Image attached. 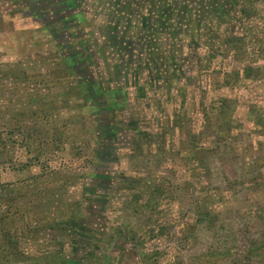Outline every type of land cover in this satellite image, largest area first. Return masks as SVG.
Listing matches in <instances>:
<instances>
[{
    "label": "rangeland",
    "instance_id": "rangeland-1",
    "mask_svg": "<svg viewBox=\"0 0 264 264\" xmlns=\"http://www.w3.org/2000/svg\"><path fill=\"white\" fill-rule=\"evenodd\" d=\"M123 1L74 0L72 6L66 0H0L4 142L9 105L27 109L38 93L65 90L57 97L62 105L64 100L93 105L100 97L98 106L105 103L86 113V126L72 143L82 150L51 157L55 172L46 187L59 190L44 193L46 183L37 178L30 210L20 199L21 181L29 174L7 167L23 154L4 148L0 181L15 184L2 186V205L11 211L5 220L19 233L24 254L18 264H264V245L255 255L245 251L264 239V0H162L165 28L176 35L190 28L197 14L202 21L197 40L171 63L176 76L166 79L167 65H159L158 89L141 81L149 60L134 45L141 37L156 48L157 36L147 25L154 16L150 4H127L138 14L131 26L122 18L119 24L126 23L133 41L123 50L110 43L115 5ZM55 16L68 21L70 34L57 35V29L51 34L52 26L45 27ZM66 50L71 59L62 57ZM76 76L92 82L89 89L94 82L113 84L128 95L129 104L107 110V91L85 99L84 92L66 84ZM56 81L66 86L56 87ZM126 81L134 85L124 84V94L119 85ZM112 117L118 126L114 135L91 138L94 123L114 124ZM211 191L219 194L214 202ZM58 196L68 206L58 208L52 202ZM73 205L74 216L94 231L89 242L63 236L51 222L55 210ZM22 212L35 223L30 232Z\"/></svg>",
    "mask_w": 264,
    "mask_h": 264
},
{
    "label": "trees",
    "instance_id": "trees-1",
    "mask_svg": "<svg viewBox=\"0 0 264 264\" xmlns=\"http://www.w3.org/2000/svg\"><path fill=\"white\" fill-rule=\"evenodd\" d=\"M134 2H136L137 4L140 3L142 6L145 4H150L151 9L153 10V12L150 13V16L154 15L152 21L150 23H147V25L149 31L155 32L157 36V41L155 42L156 48H154V45H152V43L149 42H147L148 45H146V43L142 41L143 38L141 37L137 38V41L134 42V45L135 43L137 45V49L143 50L145 55H147L148 57L149 60L148 65L150 67L146 69L147 75L159 76L164 73L163 76H176L175 75L176 70L174 66L172 67L171 63L177 58L178 60L181 59V55L183 54V51L181 52L182 46L185 45L187 47L188 44V46L191 47V42L197 40L196 30H199V23L200 21H202L199 14H197L196 21L192 23L190 28L185 29L184 31L182 30L178 31V34L180 35L178 34L176 35L177 32L165 28L164 20H163L164 4L162 3L163 2L162 0H155L154 3H152L151 0H134ZM118 4L121 3L119 2ZM118 4L115 5V14L113 21L115 24L114 25L115 29L117 26L120 27L119 24L120 18L124 19L125 22L127 20L128 21L127 26L128 25L131 26L133 20L131 19L133 18L132 16H136L138 13L132 14L129 8H127V6L126 7L123 5L118 6ZM215 5L217 7H220L219 4H215ZM157 6H158V10L156 11L155 8ZM220 18H221V14L219 15V19ZM143 20L144 18L141 17L140 22H142V25L145 26L146 22ZM122 27L125 28L124 32L126 38L129 39L128 36L129 31H127L126 23H124ZM176 36H178L179 38L177 39ZM150 40L155 41L156 40L155 36ZM183 40H187V43L185 44ZM124 41L127 42V39H125V37L119 40L116 35H113L110 38V43L112 44V47L115 49L123 50L124 46L122 43ZM155 49H157V52L155 51ZM62 57L64 59L67 58L71 59L70 55H64ZM142 59L143 58H140V61H142ZM159 65L160 66L167 65L166 68H164L163 73L159 72L158 69ZM68 66L70 67V64H68ZM152 66H153V70L151 69ZM167 68L168 70L166 71ZM24 77L26 78V76ZM74 81H76V83ZM74 81L71 82L70 80H66V84L68 85V88L70 89L72 87L73 89L76 90L78 89V91H81V93L84 92L83 96L87 100H91L94 98V96L91 93H98L99 91V85L96 82H94L92 88L89 89L87 87V84L92 82L80 80L77 76H76V80ZM53 84L56 87L66 86V84L64 85V82L62 83L60 81L53 82ZM112 92L119 93L120 91L119 89L116 88ZM59 94H62V96H64L66 92L65 90H61L58 94H52V95L47 94L46 92L38 93L35 96L29 98L30 104H28L29 107L27 109H21L18 106H16L15 110H11L12 105L10 104L9 106L11 107L8 108V121L7 123L4 124L6 125L5 134H7L9 138L8 143L4 142L6 138L3 137L4 133H3V129L1 128V123H2L1 119L3 115H0V135H1L0 136V167L3 163L4 148L6 149V147L8 146V149L6 150L8 151H12L14 149H16V151L19 150L21 151L23 156L22 158H14L12 165L11 166L9 165L7 167L10 168V170H14V169L18 170L19 173H21L22 175L29 174L21 181L22 182L21 187L24 186L23 192H25L23 195V200L22 197L20 198L22 205L21 207L23 209L30 210L34 206L33 196L34 193L36 192H34L35 188H33V184L37 178L42 177L41 180L44 183H46L45 186L43 187L44 193L46 192V188H48L49 192L51 191L53 192L54 190H59L58 189L59 186L53 188L46 187L47 182L50 179L52 173L55 172V169L52 170V168L50 167L51 166L50 162L52 158L55 159V157H57L56 154L59 153H63L64 156L65 150L67 151V154L74 153L76 149H78V152H80L82 150L80 147L81 145L77 146L72 143H74L75 139L79 138V136L81 135L82 127L86 126L85 124L87 121L86 113H89V115L94 114L93 111L105 106V105L98 106L99 100H97L93 105L84 104L83 102L74 104L70 100L67 102L64 100L63 102L64 105H62L59 104L57 101V97ZM111 97L107 106L120 107L121 102L119 101L117 102L113 100V97L111 99ZM74 119L76 120V122L81 120L82 123L80 124L72 123ZM67 120L68 122H66ZM58 123H62V124L59 125ZM102 124L94 123V126L92 127V131L94 132V135L91 138L99 140V138L104 137V135L105 136L114 135L115 133L114 126H112L111 124L107 125V123H102ZM16 135L17 137H19V139L16 138ZM70 144H71L70 147L71 150L68 148V145ZM34 166L38 170L41 169L40 172L42 174L33 172L32 168ZM18 182H20V180H18ZM13 184H15L14 180H9L8 182L0 181V264H18L20 261L23 260L21 257L24 254L22 248H20V246L18 247L19 245L18 230L16 229V227L10 226V223H8L5 220V215L7 218H9L11 211L8 212L6 205H2L3 204L2 186L12 187ZM41 189L42 188H40V190ZM213 191H211L212 193L210 192L211 194H209L212 202H214V196L216 195ZM217 195L219 194L217 193ZM52 202L54 204L56 203V206L58 208L61 205L68 206V203L62 196L53 197ZM75 205H73V207H68L67 211L61 210V212H58L55 210L56 213H54L53 217L51 218V222H53L54 228H59V231L60 233H62L63 236H68L71 239H73V236L78 238L80 237V239H83V237H85L88 238V242H89V239H91L90 236L91 234L94 233V231L91 227L82 223L79 217L74 216L77 209V206ZM23 212L21 215L23 224L25 228L28 230V232H30L34 228L35 223H33L34 221L32 222L31 215L29 216V218L26 217V220H24ZM203 216L204 215L201 214L198 219L202 220L205 217ZM6 223L7 225H5ZM80 239L76 243H78ZM263 242L264 239H262L261 243L258 244L257 246H255L256 245L255 244L252 245L251 248L246 247L245 251L247 252L248 256L255 255L257 251H260L261 249L258 248V246H263L264 245ZM262 251H264V249H262ZM246 264L249 263L247 262Z\"/></svg>",
    "mask_w": 264,
    "mask_h": 264
},
{
    "label": "flooded vegetation",
    "instance_id": "flooded-vegetation-1",
    "mask_svg": "<svg viewBox=\"0 0 264 264\" xmlns=\"http://www.w3.org/2000/svg\"><path fill=\"white\" fill-rule=\"evenodd\" d=\"M65 1V0H64ZM66 2H67V5L69 4H73L72 6H74V0H66ZM64 3V2H63ZM29 4V3H28ZM62 4V3H61ZM66 5V6H67ZM71 7V6H70ZM60 8H62V6H60ZM79 11H81V10H79ZM59 12H54V14L56 15V14H58ZM73 13H75V12H73ZM42 16H45V17H43L44 19L47 17V15H42ZM58 16V15H57ZM57 16H55V18H54V20L53 21H50V24H47V25H45V27H48V26H52L51 28H50V33L52 34L53 32H55V30L54 29H57L58 30V32H57V35H58V33L60 34V32L62 33V31H67L66 32V34H70L71 33V31L69 30V28H66V26H68V21H66L65 20V18H62V17H57ZM63 16V15H62ZM76 17V14H72L71 15V17ZM82 16V15H81ZM50 18V17H49ZM65 27V28H64ZM53 31V32H52ZM100 45V44H99ZM64 47H70L68 44H67V46L65 45V46H63V45H60V49L61 50H65V48ZM186 46L184 45V46H182L181 47V52L183 51L184 52V49H187V47L185 48ZM102 48H104V47H102ZM62 52H64V53H66V55H68L67 54V50L66 51H62ZM73 58V57H72ZM118 74V73H117ZM166 79H169V76H166L165 77ZM139 79H140V76H137V79H136V83H135V85L136 86H134V87H136V88H139L138 86V81H139ZM141 81H145L144 83L145 84H147V86L148 87H152L153 89H158V88H160L159 86H160V78L157 76V77H155V76H153V77H150V76H148L147 75V73H146V76L145 77H141ZM125 80H127V78H125ZM126 84H130V81L128 82V81H126V83L125 82H123V84H121V85H119V88L121 89V91H123L124 92V89H125V85ZM113 85V84H112ZM111 84H109L107 87L105 86V85H103L101 82H99V90L100 91H98V93H97V96H102V95H104L103 94V91H107L108 92V98L106 97V99H105V97H104V101L105 102H107L106 103V105L108 104V102H109V100H110V97L112 96L113 97V100H118L119 102H121V106L119 107H108V109L107 110H116V108H117V110L118 109H123V108H125L126 106H127V104H129V102H130V100H129V98H128V95L126 94L125 96L123 95V93L121 94L120 92L119 93H113L112 91H114V89H116L115 87H113ZM130 85H134V83L132 82V84H130ZM129 85V86H130ZM104 86V87H103ZM118 86V85H117ZM128 86V85H127ZM118 89V88H117ZM124 94H125V92H124ZM160 96V95H159ZM112 97H111V99H112ZM102 97H100V98H98V100H100ZM154 102H157L158 103V101H154ZM104 105H105V103H104ZM155 105H157V104H155ZM158 106H159V104H158ZM109 120H112V122H113V120L115 121V119H114V117H112L111 119H109ZM114 123V122H113ZM108 124H111V122H108L107 123V125ZM112 126H114V128H116V130H117V124L116 123H114V124H111ZM116 132V131H115Z\"/></svg>",
    "mask_w": 264,
    "mask_h": 264
},
{
    "label": "crops",
    "instance_id": "crops-1",
    "mask_svg": "<svg viewBox=\"0 0 264 264\" xmlns=\"http://www.w3.org/2000/svg\"><path fill=\"white\" fill-rule=\"evenodd\" d=\"M129 1H130V3H129ZM133 1H134V0H125V1L120 2V3H121V5H123V6H127V4H129L128 6H133V4L136 3V2H133ZM151 2L154 3L155 0H151ZM136 4H137V3H136ZM133 7H134V6H133ZM136 9H137V8H136ZM129 10H130V9H129ZM155 10H156V11L158 10V6L155 8ZM130 12H131V13H135V10H130ZM110 22H111V21H110ZM124 30H125L124 27H119V28L117 27V28L115 29V34H114V35H116V36L118 37L119 40H121V38H123V37H125V39H127V42L124 41V42L122 43L123 46H124L123 49H126L127 44H129L128 42L133 41V40H132L133 38L130 37V34L128 35V36H129V39L126 38V35H125ZM101 36L103 37V35H101ZM103 41H104V40H103Z\"/></svg>",
    "mask_w": 264,
    "mask_h": 264
}]
</instances>
